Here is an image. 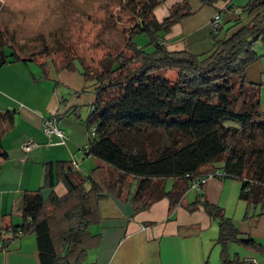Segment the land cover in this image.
Instances as JSON below:
<instances>
[{"label":"trees","instance_id":"obj_1","mask_svg":"<svg viewBox=\"0 0 264 264\" xmlns=\"http://www.w3.org/2000/svg\"><path fill=\"white\" fill-rule=\"evenodd\" d=\"M117 22L123 44L97 59L64 56L56 68L79 70L93 80L95 98L87 115L93 124L83 151L95 159L87 172L73 160L44 163V186L25 190L21 223L7 228L14 234L33 233L41 264H89L86 250L89 225L98 217V201L108 194L124 193L135 210L147 208L165 196L169 208L182 202L186 191L197 190L185 206H201L218 225V242H235L264 254V245L241 236L222 207L198 191L207 175L241 181L239 196L264 213V110L260 108L261 83L246 78L245 68L257 57L256 41L264 42V0H247L224 37L212 29L207 53L168 50L162 35L177 20L191 14L188 0H179L168 15L158 19L154 8L164 0H117ZM213 5L229 0H199ZM121 13L126 19L121 21ZM220 13V12H219ZM242 16H249L242 21ZM147 35L144 45L135 36ZM0 38V66L20 56L13 41ZM10 47L6 53L4 47ZM38 61V60H37ZM41 67L45 61H38ZM172 71L168 75L166 71ZM78 116L77 114H75ZM55 117L56 116H49ZM57 122V120H56ZM13 124V112L0 110V138ZM6 153L0 144V157ZM215 171H218L217 174ZM62 182L65 192L53 187ZM170 186L166 188V184ZM197 183V188L192 187ZM225 260L223 264H234ZM239 264L248 263L244 259Z\"/></svg>","mask_w":264,"mask_h":264},{"label":"crops","instance_id":"obj_2","mask_svg":"<svg viewBox=\"0 0 264 264\" xmlns=\"http://www.w3.org/2000/svg\"><path fill=\"white\" fill-rule=\"evenodd\" d=\"M177 1L164 0L154 8L155 16L161 19L168 15L170 6ZM188 1L191 14L174 22L162 35V43L168 50L207 53L213 13L220 12V29L215 35L224 37L233 20L238 18L239 6L247 0H229L233 4L231 8L226 7L227 1L213 5ZM248 19L249 16L241 17L244 22ZM253 49L257 57L246 66L245 75L249 81L261 83L263 93L264 42L256 41ZM26 62L15 60L0 66V110L13 112V124L0 138L6 153L0 157V264H41L34 234H14L7 227L21 223L25 190L40 188L44 197L49 194L50 188L44 186V163L73 160L81 171L91 170L95 163L94 157L85 158V153L78 152L82 143L78 139L82 136L79 131H73L74 124L68 119L79 116L82 97L86 98L90 110L95 98L94 81L84 80L79 70L56 68L47 61L41 67L36 60L41 70L37 77ZM9 69L20 76L8 79L5 71ZM53 115L64 134V142L57 136L49 139L42 131L43 118ZM27 140L35 141L36 145L25 150L22 145ZM169 186L170 182L166 188ZM240 187L241 181L235 178L209 177L198 191L222 207L241 236H251L264 245V213L258 214V205L251 207L240 198ZM53 190L61 195L66 189L58 181ZM196 191H186L182 202L171 209L165 196L141 210H135L123 192L103 197L98 201V217L88 228L92 237L84 261L89 264H223L231 259L239 264L243 259L254 258V264H264L262 253L235 242L224 245L218 242L216 219L201 206L191 210L185 206L193 200Z\"/></svg>","mask_w":264,"mask_h":264},{"label":"rangeland","instance_id":"obj_3","mask_svg":"<svg viewBox=\"0 0 264 264\" xmlns=\"http://www.w3.org/2000/svg\"><path fill=\"white\" fill-rule=\"evenodd\" d=\"M117 2V0H0V38L5 42L11 39L18 55L36 54L38 61H47L50 64L53 62L60 64L64 56L68 57L71 54L78 55L84 61L97 59L107 50H116L123 44L121 26L127 23L116 20ZM126 16L121 13V21L125 20ZM134 41L137 45H144L147 42V35L137 34ZM4 47L6 53H9L10 47L6 45ZM26 63L30 70L40 77L41 70L36 60H29ZM165 73L173 75L169 70ZM5 74L8 79L20 76L18 73L14 74L13 69L6 70ZM260 98V108L264 110V92ZM85 100L86 98H81L77 113L79 116L68 118L74 124L73 131L75 133L79 131L82 136L78 139L79 143L82 142L78 149L79 153H84L83 148L93 127V124L87 126L89 103Z\"/></svg>","mask_w":264,"mask_h":264},{"label":"built area","instance_id":"obj_4","mask_svg":"<svg viewBox=\"0 0 264 264\" xmlns=\"http://www.w3.org/2000/svg\"><path fill=\"white\" fill-rule=\"evenodd\" d=\"M220 23V13L219 12H214L213 15H212V18H211V21H210V25H211V28L214 30L217 28V26L219 25ZM41 127H42V131L43 133L50 139L51 136H57L60 140V142H64V134L63 132L59 129L57 123H56V120H55V117H45L43 118V121H42V124H41ZM94 129L95 127H92L91 129V132L93 133L94 132ZM36 145V142L33 141V140H27L23 143V148L25 150L33 147ZM217 174H219L218 171H215ZM213 174L212 173H209L207 175V178L209 177H212ZM198 184L197 183H193L192 184V187L194 188H197ZM247 261L249 263H255V259L254 258H248Z\"/></svg>","mask_w":264,"mask_h":264}]
</instances>
